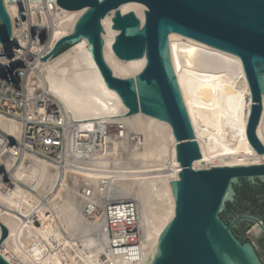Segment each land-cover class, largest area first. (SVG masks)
<instances>
[{
  "label": "bare ground",
  "instance_id": "6f19581e",
  "mask_svg": "<svg viewBox=\"0 0 264 264\" xmlns=\"http://www.w3.org/2000/svg\"><path fill=\"white\" fill-rule=\"evenodd\" d=\"M3 1L12 37L0 49L38 53L40 46L28 45L22 31L32 28L36 35L40 28L45 55L73 33L85 11L65 10L55 0ZM118 9L144 22L143 4ZM114 14L101 20L104 60L115 77L136 79L146 59L115 56ZM89 46L82 38L40 61L24 84L27 99H39L36 107L28 102L21 114L0 112V225L7 231L0 255L10 264H144L174 218L170 182L178 181L182 167L172 128L141 112L125 115ZM167 48L201 154L193 168L264 165L246 135L251 92L240 58L176 33L168 35ZM36 123L63 129L55 157L31 151L27 132ZM256 135L264 146L263 96ZM109 205H116L110 211L119 223L116 233L133 216L140 234L136 246L128 245L127 236H110Z\"/></svg>",
  "mask_w": 264,
  "mask_h": 264
},
{
  "label": "water",
  "instance_id": "95a60500",
  "mask_svg": "<svg viewBox=\"0 0 264 264\" xmlns=\"http://www.w3.org/2000/svg\"><path fill=\"white\" fill-rule=\"evenodd\" d=\"M55 1L65 10L85 11L75 20L71 35L59 40L43 59L35 58H53L86 39L106 86L124 104L125 115L141 112L167 122L176 139V162L182 170L178 181L170 182L175 215L144 264H264V219L249 216L264 212V165L193 168L201 154L167 48L168 35L176 33L240 58L251 92L246 135L264 158V146L256 135L264 97V0ZM127 2L147 8L143 23L132 12L121 14L118 8ZM111 10H115L112 29L119 32L112 44L115 56L146 59L136 79L115 77L104 60L101 20ZM11 37V19L0 0V43H11ZM249 191L256 196L246 197ZM240 208L247 215L232 220ZM0 227L1 242L7 231ZM0 264L10 263L0 255Z\"/></svg>",
  "mask_w": 264,
  "mask_h": 264
},
{
  "label": "built area",
  "instance_id": "2783aa9c",
  "mask_svg": "<svg viewBox=\"0 0 264 264\" xmlns=\"http://www.w3.org/2000/svg\"><path fill=\"white\" fill-rule=\"evenodd\" d=\"M22 35L28 45L34 44L40 46V51L38 53H32L23 47L20 49H0V112L6 114H13L15 112L23 113L28 102L35 103L34 107L40 104L37 98L27 99L24 84L26 79L32 74V71L37 70V65L41 61L35 58V56L40 59L46 56L43 53V34L40 32V28H38V32L35 35V31L31 28L30 30L22 31ZM37 36L40 39L36 40ZM39 125L42 126L40 132ZM63 133L64 131L61 127L48 125L47 123H36V126L27 132V136L30 137L28 142L31 145V151L38 152L42 149L48 153L47 156L53 157L55 152L62 148ZM111 209H116V205L107 208L110 236L113 237L114 234H118L120 237L127 236L131 239L128 245L136 246L140 234L133 216L128 217L127 221L124 222L123 229L116 233L115 231L118 230L119 223L115 222V219L110 216Z\"/></svg>",
  "mask_w": 264,
  "mask_h": 264
},
{
  "label": "flooded vegetation",
  "instance_id": "af4514ba",
  "mask_svg": "<svg viewBox=\"0 0 264 264\" xmlns=\"http://www.w3.org/2000/svg\"><path fill=\"white\" fill-rule=\"evenodd\" d=\"M261 213V212H260ZM259 213V214H260ZM259 214H257V216H254V215H249V216H253V217H256V218H260V219H264V216H261V215H259ZM240 215H247V214H244V212H242V213H238L236 216H234L233 218H232V220L234 219V218H236V217H238V216H240ZM232 220H231V222H232ZM225 222H226V224H230L231 222H228V220H224ZM240 224V223H239ZM238 225V224H237ZM232 232L234 233V235L236 236V238L239 240V241H241L240 240V238H239V236H238V234H236L234 231H233V228H232ZM242 242V241H241Z\"/></svg>",
  "mask_w": 264,
  "mask_h": 264
},
{
  "label": "trees",
  "instance_id": "16d2710c",
  "mask_svg": "<svg viewBox=\"0 0 264 264\" xmlns=\"http://www.w3.org/2000/svg\"><path fill=\"white\" fill-rule=\"evenodd\" d=\"M256 196V192H253V191H249V194L246 195V197H249L250 198H254ZM242 208H240V210L238 211V213H242ZM259 215L261 216H264V212L262 211Z\"/></svg>",
  "mask_w": 264,
  "mask_h": 264
},
{
  "label": "rangeland",
  "instance_id": "374dc122",
  "mask_svg": "<svg viewBox=\"0 0 264 264\" xmlns=\"http://www.w3.org/2000/svg\"><path fill=\"white\" fill-rule=\"evenodd\" d=\"M39 127H40V126H39ZM53 157H55V156H53ZM111 206H112V205L105 206V208H104V209H105V213H107V208H108V207H111ZM137 228H138V227H137Z\"/></svg>",
  "mask_w": 264,
  "mask_h": 264
}]
</instances>
